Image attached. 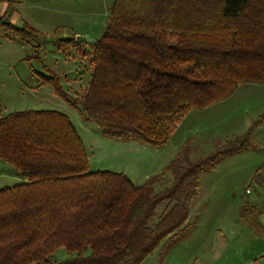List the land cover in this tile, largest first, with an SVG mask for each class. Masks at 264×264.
<instances>
[{
	"label": "trees",
	"instance_id": "obj_1",
	"mask_svg": "<svg viewBox=\"0 0 264 264\" xmlns=\"http://www.w3.org/2000/svg\"><path fill=\"white\" fill-rule=\"evenodd\" d=\"M0 31L24 42L36 38L33 28H18L6 15ZM60 45L80 46L75 38ZM92 46L93 73L83 93L72 100L52 77L57 95L103 136L161 148L192 109L224 102L241 85H264V0H115ZM262 121L264 115L198 161L187 143L161 174L137 186L123 173L91 171L68 115H5L0 103V160L24 180L0 189V264H141L159 247L163 262L196 226L189 218L202 174L255 149ZM167 175L171 185L157 192ZM258 215L251 205L242 210L259 223ZM60 249L73 257L52 262Z\"/></svg>",
	"mask_w": 264,
	"mask_h": 264
},
{
	"label": "rangeland",
	"instance_id": "obj_2",
	"mask_svg": "<svg viewBox=\"0 0 264 264\" xmlns=\"http://www.w3.org/2000/svg\"><path fill=\"white\" fill-rule=\"evenodd\" d=\"M114 1L13 0L6 5L4 14L10 22L18 28H33L36 38L27 42L11 40L7 33L0 31V103L3 114L56 110L68 115L85 143L91 171L118 172L116 168L125 166L128 176L137 185L161 174L171 158L183 152L187 143L191 160L198 161L211 156L227 141L242 136L258 121V114L264 113V85L249 84L241 85L231 98L213 107L192 109L162 148L103 136L94 123L85 121L79 110L57 95L49 79L58 77V83L72 100L83 93L93 73V46L80 44L76 48H65L60 45L61 40L78 36L101 38L108 26ZM254 139L261 152L249 150L247 153H255L256 160L260 161L264 158V125L256 131ZM131 143L146 149L130 147ZM118 144L120 146H116ZM226 162L231 161L223 160L214 170L202 174L198 194L192 200L189 221H195L196 226L190 237L175 245L163 262L160 263L159 247L141 264H236V253H251L253 248H258V243L246 241L243 243L245 247L240 246L239 250L234 235H230L232 243L224 248L216 237L225 218L222 209L233 199L232 188L236 185L234 179L227 185L220 184L228 178L223 170L241 168L220 166ZM230 164L245 167L250 162L238 160ZM23 182L13 165L0 160V189ZM171 182V176L167 175L157 192L169 187ZM236 182L243 185L239 179ZM239 192L238 189L236 195ZM163 210L164 206L160 207L158 215ZM221 253H227L226 257ZM71 257L73 255L69 256L60 249L52 257V262L59 263Z\"/></svg>",
	"mask_w": 264,
	"mask_h": 264
},
{
	"label": "crops",
	"instance_id": "obj_3",
	"mask_svg": "<svg viewBox=\"0 0 264 264\" xmlns=\"http://www.w3.org/2000/svg\"><path fill=\"white\" fill-rule=\"evenodd\" d=\"M6 5L7 3L0 4V15H6L4 14ZM8 38L11 40H14L13 38L9 36ZM262 115H264V113L258 114V118H260ZM262 122H261L262 124L260 123L259 125L260 127L258 126V128L255 130L253 139H252L253 145L256 148L248 149L238 155L228 158L230 159L231 162L220 164V166H229L233 168L241 167V168H235L233 170H223L225 171L226 178L227 177L228 178L225 179L224 182L220 184L222 186L227 185L230 181L232 182L231 179H234L236 185L234 184L235 186L232 188V193H233L232 198L233 199L229 200L230 201L229 204L224 205L222 209L223 218L224 217L225 218L222 220L220 224L221 227L218 229V233L216 235V237L219 239L220 245L226 248L228 244L232 243V237L230 235H234L235 236V246L239 248V250H241L240 246L245 247L243 243H246V241H252L254 243H258L257 244L258 248L263 246L261 249H258L256 247L253 248L251 250V253H240V252L236 253L237 254L236 264H264V169H262L264 165V158L258 161L256 160L255 153H252V152L247 153V151L249 150H252L254 152L256 151L261 152V149L258 148L254 143L255 142L254 136H255L256 131L259 128H261V126L264 125V121ZM248 129L245 131V133L248 131ZM131 141H134V140H131ZM120 142H128V141H120ZM135 142H138V141H135ZM116 146H120V145L118 144ZM130 147L141 148V149L145 148L136 143H131ZM172 156H173V153H172ZM175 157L176 156L171 158L170 161H172ZM238 160L248 161L250 162V165L244 167L243 165H240V164H233V165L230 164ZM166 167L163 169V171L166 169ZM116 169L118 170L117 173H123L128 176V172L125 170V166H121V169L120 168H116ZM128 177L133 182V179L130 176ZM238 179L243 183V185L236 182L238 181ZM137 186H141V184ZM240 187L242 188L240 189ZM238 189L240 190V192L239 194L236 195ZM246 205H251V206L258 208L259 223L255 222L251 218L242 217V210ZM258 238H262V239L259 240ZM221 254L222 256L225 255L224 257H226L227 255V253H221ZM231 259L232 258L229 257V260Z\"/></svg>",
	"mask_w": 264,
	"mask_h": 264
},
{
	"label": "water",
	"instance_id": "obj_4",
	"mask_svg": "<svg viewBox=\"0 0 264 264\" xmlns=\"http://www.w3.org/2000/svg\"><path fill=\"white\" fill-rule=\"evenodd\" d=\"M76 42L79 44L95 45L98 42V39H92V38H88V37L78 36L76 38Z\"/></svg>",
	"mask_w": 264,
	"mask_h": 264
}]
</instances>
